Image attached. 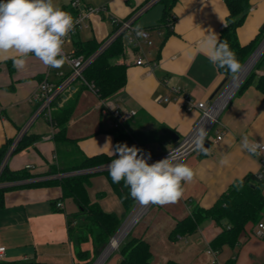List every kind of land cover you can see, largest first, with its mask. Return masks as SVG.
Returning a JSON list of instances; mask_svg holds the SVG:
<instances>
[{"label":"crops","instance_id":"1","mask_svg":"<svg viewBox=\"0 0 264 264\" xmlns=\"http://www.w3.org/2000/svg\"><path fill=\"white\" fill-rule=\"evenodd\" d=\"M71 1L54 0V3L64 10ZM79 1L88 6L106 8L107 12L92 17L90 28L83 31L87 34L86 40L102 41L113 30L110 16L128 19L142 9L148 0ZM159 4L161 6H157ZM163 11V5L158 2L134 22L135 27L149 31V46L153 49L145 51L156 66H137L133 62L134 58L127 54V85L106 104L108 107L118 105L122 111L136 112L126 123L129 130L133 133L158 131L157 134L164 139V146L170 149L190 133L200 112L186 111L181 100L159 104L156 99L158 96L173 97L171 89L174 87L190 94L196 103H210L216 98L226 84L221 87L225 78L218 72L217 66L209 62L199 44L209 34V30L220 36L229 12L225 0H177L171 10L174 17L172 33L165 39L166 29L158 27ZM263 27L264 0H249L246 20L237 31L240 43L244 46L250 44L264 32ZM81 33L78 40H82ZM70 46L73 50V44ZM58 70L68 72V67L65 65V68ZM48 71L49 67L32 54H29L27 65L22 70L13 67L12 59L0 61V148L16 139L32 117L36 108L32 95ZM261 73L257 71L258 75ZM49 77L54 79V73L51 72ZM79 88L78 83L70 85L60 95V104L70 99ZM87 90L80 91L74 112ZM237 92L228 100L219 117L223 128L221 133L224 134L222 140L217 141L216 130L212 131L208 154L199 150L183 162L195 172L192 182H182L183 197L173 204H153L142 219L144 223H139L132 231V236L143 238L150 244L153 264H166L168 261L212 264L207 253L209 243L221 232L214 221L204 222L191 236L181 235L184 240H172L170 233L177 221L188 216L196 206L210 208L236 180L249 173L262 172L264 151L252 156L242 149L241 138L247 136L249 140H264V97L254 84L241 94ZM91 111L109 116L101 111L100 100ZM74 112L67 124L68 136L79 141L80 148L87 156H112L110 147L115 148V139L111 133L110 137H104L105 143L96 148L89 145L87 137L75 138L71 134L69 129L81 119L73 118ZM108 129L111 130L110 122ZM26 133L37 136L39 140L33 147L12 155L7 167L13 172L26 170L33 178L5 185L14 188L4 194V205L0 207V247L6 248L3 263L76 264L75 247L69 236V223L75 220L78 212L76 203L71 198L62 199V191L58 186H23L64 177L65 174L49 173L58 160L53 138L48 139L52 129L41 116L29 126ZM141 143L161 148L157 142ZM226 153L230 155V164L221 166L219 161ZM88 195L105 212L123 216L122 203L104 174L97 173L92 177ZM55 203H62L63 207L57 208ZM256 228L249 226L235 247H224L216 256L217 262L225 264L235 259V264H264V238L255 235ZM82 249L92 251V244H84Z\"/></svg>","mask_w":264,"mask_h":264},{"label":"trees","instance_id":"2","mask_svg":"<svg viewBox=\"0 0 264 264\" xmlns=\"http://www.w3.org/2000/svg\"><path fill=\"white\" fill-rule=\"evenodd\" d=\"M176 1H159L163 5L164 11L158 27L166 29L165 39L172 33L171 27L174 23V17L171 10ZM225 3L229 15L226 25L220 31L219 38L228 42L231 50L236 53L238 61L243 66L263 40L264 32L262 31L250 44L242 45L238 39L237 31L246 20L249 0H225ZM105 40L74 41L73 54L74 56L89 58L100 49ZM125 46L124 36L121 35L100 52L83 70L82 75L85 82L94 87L95 94L100 101L106 103L127 85L128 65L125 61L127 55ZM217 69L225 79L229 80L233 77L226 69L219 67ZM257 71L262 72L261 75H258ZM73 83L80 85L79 90L70 99L68 98L67 101L61 104L59 101H62V99L59 96L55 101V110H53L55 132L52 138L58 160L57 164L51 167L49 173H60L66 176L61 179L47 180L42 183H31L23 186H58L62 191V199L71 198L76 203L78 212L75 215V220L69 223V236L75 247L76 264H92V253L97 257L103 251L120 228L123 218L131 212L137 201L130 197L128 194L129 190L124 187L123 181L120 184L112 182L108 171L87 172L108 164L112 159L118 158V155L99 154L87 156L80 148L79 141L68 136L67 124L74 112L77 97L81 90L87 88L80 80H75ZM253 84L264 97V54L242 83L237 93L241 94ZM126 123L119 129L111 128L110 130L115 139V146L118 143H127L130 146L134 140H137L143 143L157 142L162 149L168 148V146H164V139L157 134L158 131L133 133L129 130ZM38 140L37 136L25 133L19 140L13 155L33 147ZM10 143L11 141L0 148V163L4 159ZM97 173H102L106 176L114 192L118 195L124 208L122 217L115 213L105 212L98 203L90 200L88 187L91 185L92 177ZM31 178H33V175L26 170L13 172L6 166L0 176V183L4 184L0 187V207L4 205V194L9 189L14 188V186H5L6 183ZM79 219H82V221H79ZM206 221H214L221 228V232L209 243V247L217 255L226 246L235 247L238 245L242 235L246 234L249 226L255 227L264 221V173H249L242 179L236 180L210 208L200 206L193 208L188 216L177 221L170 233V239L176 240L178 235L191 236ZM87 243L92 244V251L82 249V246ZM118 253L120 256L119 264H153L150 244L143 238L132 236L131 232L119 246ZM235 262V259H230L225 264H235ZM166 264L180 263L168 261Z\"/></svg>","mask_w":264,"mask_h":264},{"label":"clouds","instance_id":"3","mask_svg":"<svg viewBox=\"0 0 264 264\" xmlns=\"http://www.w3.org/2000/svg\"><path fill=\"white\" fill-rule=\"evenodd\" d=\"M73 16L61 9L54 0H0V61L12 59L13 67L22 70L27 65L29 54L44 65L60 69L67 62L64 51L66 39L74 30ZM138 37L143 31L138 27ZM199 47L206 52L209 62L229 71L235 78L242 65L227 41L209 30ZM207 131L202 126L197 131L198 150L208 154L204 147ZM110 145V143H109ZM241 147L252 155H259L264 149V140L241 138ZM110 154L112 159L107 171L114 184L123 181L128 194L141 205H168L178 202L184 194L182 182L193 181L195 172L186 163L170 152L169 156L149 164L151 153L127 143H118ZM221 166L230 164V155L219 161Z\"/></svg>","mask_w":264,"mask_h":264},{"label":"built area","instance_id":"4","mask_svg":"<svg viewBox=\"0 0 264 264\" xmlns=\"http://www.w3.org/2000/svg\"><path fill=\"white\" fill-rule=\"evenodd\" d=\"M159 1L160 0H150L148 3H146L144 7H142V9H140L138 12H136L132 17L128 19H119L118 17L110 16L109 20L113 27V30L108 35V37L106 38L105 42L100 47V49L89 58H85L83 56H74L73 50L70 53H66L65 51V54L67 56V62L65 63V65L68 67V72L49 67L48 74L41 81V83L38 86V89L32 95V102L36 104V108L34 110L32 117L25 125V127L21 130V132L16 137V139L11 141V143L8 146L7 152L4 156V159L0 163V176L3 170L5 169V167L7 166L9 159L13 155L19 140L27 132L29 126L37 118L42 116L49 123L52 129V134L51 137H48V139L53 137L54 103L59 98V96L64 91H66L70 87V85H72V83L75 80L82 81L87 86V88H89L93 93H95L94 87L91 84L85 82L82 75L83 70L100 52H102L105 48H107L119 36L121 35L124 36L125 45H126L125 46L126 54H129L134 58L133 62L135 65L147 66L150 68L156 66L155 62H151L148 59L149 53L146 52L143 48L144 45L147 46L151 45L149 39L150 37L149 31L140 28L143 31L144 36L138 37L135 31L137 27L134 26V22L143 12L151 8L154 4L158 3ZM64 11L69 12L73 16L74 21H76L74 30L69 33V37L66 39L65 45L73 44L74 39L78 37L81 32L90 28L92 17H94L95 15H103L104 13L107 12L105 7L88 6L83 4L79 0H72L69 3L67 9H64ZM51 72L54 73V79H51L49 77ZM171 93L173 97L158 96L156 101L159 104H169L173 101L181 100L182 105L186 111L191 112L194 110H198L200 112V118L198 119L196 125L190 131V133H188L182 140H180L175 147H172L170 149L159 148L157 149V152H159V154H154L152 152L151 145L142 144L140 141L134 140L131 143L130 147L132 145H136L137 147L144 149L145 153H149V152L151 153V159L148 160L149 164L169 156L170 152H172L175 156H177L180 162H184L189 155L199 151L198 142H197V131L202 126L207 131V136L205 137V141L211 140V133L212 131L215 130L217 133V138H216L217 141L222 140L224 135L223 133H221L223 128L221 127L219 117L225 106L219 113L215 114L216 105L218 104V102L220 101V99L224 94L219 98H217L214 102L196 103L193 101L190 94H188L187 92L183 91L180 88L177 87L172 88ZM101 111L104 114L110 116L111 128L114 129L121 128L127 121L131 120L136 115V112L134 111H122L118 105H115L113 107H108V105L104 101H101ZM216 127L219 128L216 129ZM263 151L264 149L260 150V153ZM252 156H256V155H252ZM108 164L101 166L95 170L107 171ZM262 172L264 173V163H263ZM3 185L4 184L0 183V187H2ZM152 205L153 204H149L148 209ZM56 206L57 208H62L63 204L57 203ZM140 206L141 204H138L135 212L139 209ZM135 212L132 214V216L135 214ZM255 235L260 238H264V221H262L257 225ZM176 240H184V238L181 235H178ZM207 253L212 259V264H219L216 259L217 254L214 250H212L209 247ZM5 256H6V248L0 247V263L4 262Z\"/></svg>","mask_w":264,"mask_h":264},{"label":"rangeland","instance_id":"5","mask_svg":"<svg viewBox=\"0 0 264 264\" xmlns=\"http://www.w3.org/2000/svg\"><path fill=\"white\" fill-rule=\"evenodd\" d=\"M157 6H161V5L159 4ZM86 38H87V34L84 33V32H82L81 33V39L83 41H86ZM262 39L264 40V36L262 37ZM77 40H78V38L76 37L74 39V41H77ZM261 42L259 43V45L261 44ZM143 48L146 51L153 49V48H150V46H146V45H144ZM64 49H65L66 53H70L72 51V47L70 46V44L65 45L64 46ZM62 68H65V65ZM232 79H233V77L231 79H229V81L226 82L225 86L222 88V90L220 91V93L216 96V98L212 102H214L221 95V93L225 90V88L228 86V84L230 83V81ZM86 89H88L89 91L87 90V92L85 94H83V95H86V96H81V100H79V102L77 104V107H76V110H75L74 115H73V118L81 117V119L76 123L75 126H73L72 128H70L69 131L71 132V134H73V136H76L75 138H85V137H87V141L89 142V145H91L92 148H96L97 145H100V144L103 145V143H105L104 137H110L111 136L110 131L108 129V122H110V124H111V119H110L109 116L105 117V116H101L100 113H95V112H92V111L90 112L91 108L94 106L95 103L99 102V100L97 99V97L93 94V92L89 88H86ZM88 132H92V133L91 134H87ZM152 152L154 154H159V152H157L156 145H153L152 146ZM148 211L149 210H147V212ZM147 212L144 215H142V217L134 225V227L130 231L131 232V235H132L133 229L139 223H140V225L142 223H144V221L142 219H144V217L147 214ZM128 215L123 218L122 224L126 221ZM79 221H82V219H79ZM118 248H119V246L117 247L116 250H114L107 257V259L104 261L103 264H119L120 256H119V253H118ZM100 254L96 257L95 254L92 253V257H91L92 259L91 260H93V263L98 259V257L100 256Z\"/></svg>","mask_w":264,"mask_h":264},{"label":"bare ground","instance_id":"6","mask_svg":"<svg viewBox=\"0 0 264 264\" xmlns=\"http://www.w3.org/2000/svg\"><path fill=\"white\" fill-rule=\"evenodd\" d=\"M253 58L248 65L242 70V72L239 74V76L233 81L231 86L228 88V90L225 92L224 96L220 99L218 104L216 105L215 114L219 113L223 107L226 105L238 85L241 83V81L244 79L245 75L247 74L248 70L252 66L254 62ZM149 205H141L139 209L135 212V214L130 217V219L123 225V227L120 229L118 234L113 238L109 246L106 248V250L103 252L102 256L99 258L96 264H102L107 257L117 249V247L121 244L123 239L126 237L128 231L131 230V228L135 225V223L140 219V217L147 211Z\"/></svg>","mask_w":264,"mask_h":264},{"label":"water","instance_id":"7","mask_svg":"<svg viewBox=\"0 0 264 264\" xmlns=\"http://www.w3.org/2000/svg\"><path fill=\"white\" fill-rule=\"evenodd\" d=\"M264 29V27H263ZM264 54V40L261 42V44L256 48V50L250 55V57L246 60V62L244 63V65L242 66V69L240 71V73L242 72V70L248 65V63L253 59H254V62L252 64V66L250 67V69L248 70L247 74L245 75L244 79L241 81V83L238 85V87L236 88V90L234 91V93L232 94V96L230 97V99L234 96V94L238 91V89L240 88V86L242 85V83L245 81V79L247 78L248 74L250 73V71L252 70V68L255 66V64L258 62V60L261 58V56ZM239 73V74H240ZM239 74L233 78L230 83L228 84V86L225 88V90L221 93L220 96H222L227 90L228 88L231 86V84L233 83V81L239 76ZM228 79H225L224 82L222 83L221 87L227 82ZM219 91V89H218ZM215 92V94L213 95L212 99L216 96L217 92ZM219 96V97H220ZM218 97V98H219ZM229 99V100H230ZM211 146V142L210 140H206L204 142V147L207 148V150L210 148ZM202 151V150H201ZM87 172H103L102 170H94V171H87ZM138 202L136 203V205L134 206L133 210L131 211V213L128 215L126 221L120 226V228L117 230L116 234L112 237V239L110 240V242L105 246V248L103 249L102 253L100 254V256L98 257V259L93 263V264H96L97 261L99 260V258L102 256L103 252L106 250V248L109 246V244L111 243V241L113 240V238L118 234V232L120 231V229L123 227V225L127 222V220L132 216V214L135 212L137 206H138ZM134 227V226H133ZM132 227V228H133ZM131 228V229H132ZM131 231V230H130ZM130 231L128 232V234L130 233ZM127 234V235H128ZM126 235V237H127ZM125 237V238H126ZM124 238V239H125ZM120 246V245H119Z\"/></svg>","mask_w":264,"mask_h":264}]
</instances>
